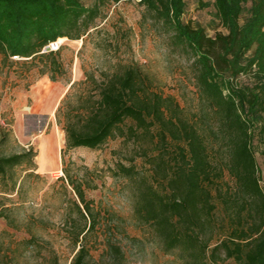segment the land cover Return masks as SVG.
Returning <instances> with one entry per match:
<instances>
[{
	"label": "trees",
	"instance_id": "trees-1",
	"mask_svg": "<svg viewBox=\"0 0 264 264\" xmlns=\"http://www.w3.org/2000/svg\"><path fill=\"white\" fill-rule=\"evenodd\" d=\"M89 1L93 3L88 5ZM102 1L0 0V51L5 62L21 58L56 81L65 65L58 51L43 49L61 37L81 39L88 34L100 16ZM142 3L171 25L177 40L195 53L197 85L221 120L227 157L220 161L211 156L201 127L183 117V108L172 96L150 91L148 75L136 65L105 74L101 81L87 75L70 82L57 111L67 148L99 149L118 130L123 133L122 123L132 120L130 134L143 130L156 141L159 152L149 160L150 174L120 163L115 175L123 172L134 182L135 217L150 226L163 250L189 264H217L222 253L236 264H264V186L253 146L256 134L264 135V0H215L217 16L227 31L215 36L184 21L187 0ZM241 75H253L254 83L234 84ZM36 156L32 146L0 154V181L13 179L10 172ZM226 172L236 186L225 180ZM68 181L86 220L76 236L79 242L98 222L84 183ZM110 250L113 264H124L122 248L111 244ZM73 264H91L84 243Z\"/></svg>",
	"mask_w": 264,
	"mask_h": 264
},
{
	"label": "rangeland",
	"instance_id": "rangeland-1",
	"mask_svg": "<svg viewBox=\"0 0 264 264\" xmlns=\"http://www.w3.org/2000/svg\"><path fill=\"white\" fill-rule=\"evenodd\" d=\"M214 2L187 0L184 21L203 26L209 36L227 32ZM91 27L83 38L62 42L57 53L65 72L56 81L21 58L5 62L0 51V154L30 146L37 154L33 162L10 172L13 179L0 181V264H73L83 243L91 264H113L111 244L122 248L124 264H189L176 253H166L150 226L138 222L134 182L123 172L115 175L120 163L150 174L149 160L159 152L156 141L141 129L131 135L129 119L121 124L123 133L118 130L101 148L69 149L57 111L71 81L87 75L101 81L125 66H140L148 75L146 87L172 96L183 108V117L201 127L211 156L221 161L227 157L228 141L197 85L196 55L142 0L102 1ZM233 83L253 84L254 77L241 75ZM253 146L264 186V135L256 134ZM69 178L84 183L98 222L79 242L76 236L86 220L75 205L77 195ZM225 180L236 186L227 172ZM219 207L222 219L224 209ZM217 261L236 264L225 253Z\"/></svg>",
	"mask_w": 264,
	"mask_h": 264
},
{
	"label": "built area",
	"instance_id": "built-area-1",
	"mask_svg": "<svg viewBox=\"0 0 264 264\" xmlns=\"http://www.w3.org/2000/svg\"><path fill=\"white\" fill-rule=\"evenodd\" d=\"M62 47V42H60V38L50 42L44 49L43 52L49 51H58Z\"/></svg>",
	"mask_w": 264,
	"mask_h": 264
},
{
	"label": "bare ground",
	"instance_id": "bare-ground-1",
	"mask_svg": "<svg viewBox=\"0 0 264 264\" xmlns=\"http://www.w3.org/2000/svg\"><path fill=\"white\" fill-rule=\"evenodd\" d=\"M67 37H61L60 38V42H64V40L66 39Z\"/></svg>",
	"mask_w": 264,
	"mask_h": 264
}]
</instances>
